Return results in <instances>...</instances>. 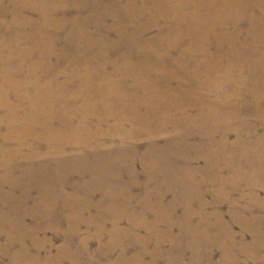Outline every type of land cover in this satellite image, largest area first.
I'll list each match as a JSON object with an SVG mask.
<instances>
[{
  "label": "rangeland",
  "instance_id": "374dc122",
  "mask_svg": "<svg viewBox=\"0 0 264 264\" xmlns=\"http://www.w3.org/2000/svg\"><path fill=\"white\" fill-rule=\"evenodd\" d=\"M0 264H264V0H0Z\"/></svg>",
  "mask_w": 264,
  "mask_h": 264
}]
</instances>
